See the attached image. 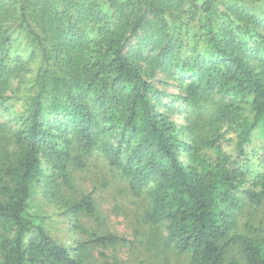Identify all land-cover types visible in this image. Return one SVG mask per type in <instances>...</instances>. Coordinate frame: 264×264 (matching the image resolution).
Returning <instances> with one entry per match:
<instances>
[{
	"label": "trees",
	"instance_id": "obj_1",
	"mask_svg": "<svg viewBox=\"0 0 264 264\" xmlns=\"http://www.w3.org/2000/svg\"><path fill=\"white\" fill-rule=\"evenodd\" d=\"M158 75L179 84L185 125ZM11 100L21 109L15 127L0 123V264H113L98 253L126 247L139 264H175L170 253L264 264V166L250 158L264 132V0H0V106ZM100 163L116 181L101 189L117 186L134 218L131 241L86 190ZM40 183L88 236L73 249L33 213Z\"/></svg>",
	"mask_w": 264,
	"mask_h": 264
},
{
	"label": "rangeland",
	"instance_id": "obj_2",
	"mask_svg": "<svg viewBox=\"0 0 264 264\" xmlns=\"http://www.w3.org/2000/svg\"><path fill=\"white\" fill-rule=\"evenodd\" d=\"M19 42L21 44H24L25 41L20 39ZM23 46H19L18 49H22ZM158 77L155 79L156 86L158 89L163 90L166 94V96H163L162 100L168 105V106H175V110H167V113L170 114L173 118L179 121L180 125H185L184 116H186L188 111H191L190 106L188 104H185L183 101H179L175 99L173 96L177 95L180 92V86L178 83H175L171 79H166L165 77L163 79H166V85H163L158 82ZM9 107L11 110L7 109V106L1 107L0 106V123H11L13 127H15V123H12V120L14 119V115L12 114V111H17L21 109V104L15 103L14 100L9 101ZM225 131V129H223ZM188 137V136H187ZM232 138V133L227 132L225 134L226 141L223 142V147L225 149H228L230 146V143L228 142L229 139ZM254 144L256 146V150H254L253 153L250 154V158L252 160L251 169L253 171L261 170L264 166L263 159L261 158L264 155V132H256L253 136ZM181 158L183 161L188 164L191 163L192 160L189 156V153H187L185 150L181 153ZM94 174L97 173V177L93 178L94 182H87L86 183V190L88 193H92L94 197L98 199V203L100 204V210L102 213H104L105 217H109L107 220V223L117 234H120L124 236L128 240L134 239V226L132 225V221L134 218H131V216H127L126 213H121V205L123 204V201L121 200L120 196H118V193H116L117 186L111 190L107 191L106 189H101L100 185L105 180L102 179H110L112 183H116V181L113 180L112 175L104 170L102 164L100 163L95 170H93ZM101 180V181H100ZM98 181V182H97ZM95 182L100 183L99 185L95 186ZM85 184V183H84ZM44 183H40L36 186L35 193L32 197V211L36 215H38L40 222H42L48 232L54 236L60 243H62L65 247L73 249L76 245V243L79 240H85L88 239V236L81 232H76L72 228L71 224V217L64 213L63 209H60L58 206H56V203L54 202L55 199L52 197L51 194L48 192V187H46ZM97 187V188H96ZM114 200H117V205H120L118 209H115V205L113 206ZM126 210V209H123ZM255 214L254 207H247L242 211L241 214V220L244 219L246 221L250 215ZM257 218L252 219L254 223H256L258 226L254 225L253 223L250 224V226L254 227L256 229L259 227V224L257 223ZM156 234L166 233L164 231V228H160L157 231H155ZM158 236L156 235V238ZM159 238V237H158ZM106 256H100L98 253V257L101 258L104 262L109 263H115V261H118V263H122V261H129L130 258H132V264H139L141 261L142 253H137L136 251H132L130 248L126 247L123 249H120V251L116 254H110L109 252L105 251ZM170 258H172L173 262L176 264H182L183 257L179 255H174L173 253H170Z\"/></svg>",
	"mask_w": 264,
	"mask_h": 264
}]
</instances>
